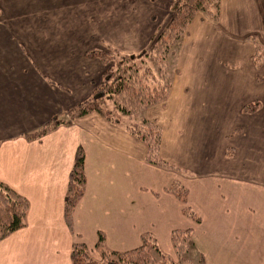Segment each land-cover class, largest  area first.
I'll return each mask as SVG.
<instances>
[{
    "label": "crops",
    "instance_id": "crops-1",
    "mask_svg": "<svg viewBox=\"0 0 264 264\" xmlns=\"http://www.w3.org/2000/svg\"><path fill=\"white\" fill-rule=\"evenodd\" d=\"M123 1L112 0L120 5L110 13L120 15L107 16L104 0H0V181L29 202L26 226L0 240V264H71L76 243L99 259V234L114 251L152 234L171 256L176 230L190 231L205 264H264V108L247 112V90L233 88L247 65V0H220L216 21L197 13L167 98L147 108L161 129L160 157L176 169L146 161L145 144L97 112L26 139L92 94L105 66L88 51L124 50ZM159 1L168 9L170 0ZM204 46L219 53L207 63L226 75L202 74ZM232 60L240 65L227 67ZM78 146L85 186L70 230L64 197ZM174 181L185 203L166 190Z\"/></svg>",
    "mask_w": 264,
    "mask_h": 264
},
{
    "label": "trees",
    "instance_id": "trees-1",
    "mask_svg": "<svg viewBox=\"0 0 264 264\" xmlns=\"http://www.w3.org/2000/svg\"><path fill=\"white\" fill-rule=\"evenodd\" d=\"M219 3L220 0H170L168 6L172 13L171 17L154 39H151L152 43L148 49L143 48L137 53L121 55L119 58L116 57L118 54H115L110 60L107 49L88 51L87 56H96L105 66L92 94L67 109L65 113L68 116L65 120L59 119L58 116L52 117L40 128L26 133V139L39 138L60 124L69 123L90 112H97L111 123L124 127L145 144L146 161L176 169L160 157L162 136L160 127L148 119H142L141 123L132 120L140 111L167 98L172 82L170 60L175 56L180 40L197 13H203L207 19L216 21L219 15ZM251 38L247 37V39ZM261 48V45L256 44L252 55L254 67L257 69L262 63L264 50H260ZM259 107V103L253 101L247 103L246 109L247 112H253ZM84 186V152L78 146L68 174L64 197L63 214L70 230H72L73 210L84 192ZM166 190L175 195L179 201L186 202L187 191L178 181H174ZM28 208L29 202L25 197L0 181V240L26 226ZM183 213L198 220V217L187 207L183 208ZM141 239V245L137 248L114 251L105 246L103 235L99 234L96 248L101 259L92 258L84 244L76 243L70 251L71 264H205L199 253L195 263L188 256L191 253L188 247H192L189 230H176L171 235L178 262L161 251L152 234H145Z\"/></svg>",
    "mask_w": 264,
    "mask_h": 264
},
{
    "label": "rangeland",
    "instance_id": "rangeland-1",
    "mask_svg": "<svg viewBox=\"0 0 264 264\" xmlns=\"http://www.w3.org/2000/svg\"><path fill=\"white\" fill-rule=\"evenodd\" d=\"M104 1H105L104 7H102L104 8V10L102 12H104L107 16H116V15L119 16L120 15V14L110 13V11L119 9V5H120L119 3L117 4L112 3V0H104ZM252 1L257 2V9H255L254 11L250 9ZM162 5H163V2L159 0H156V1L155 0H124L123 1V12H124V16H123L124 17L123 19L124 44L123 46H124V50L116 51V49L108 48L107 50H109L108 51L109 60L111 59V56L115 54H118L116 57L119 58L121 55L123 56V55H128V54H134L143 48H147V49L149 48V46L152 43V40L151 42H149V44H145L144 42L147 39H145L144 36H142V34H144L146 30H149L148 32L150 31L153 32L155 30L152 36V39H154V37L158 34V32L168 22L172 14L169 10V6L167 9V7L163 8ZM163 13H165L164 18L162 15ZM252 14H254V16ZM150 25L152 27H150ZM155 26H156V29H155ZM96 27L97 26H94V28ZM247 33L249 34L248 36L252 37L251 39H247V51L245 50L242 51V55L247 56L246 58L247 65L244 68V71H245L243 73L244 76L239 75L240 73L236 72L237 77L235 78L236 80H235V84L233 88H235L236 90H242L243 89L242 87H244L247 90V100L248 101L252 100L251 102L257 101L259 103V106L264 108V51H263L264 50V0H247ZM108 36L110 37V36H115V35L108 34ZM136 39H139L138 42H136ZM114 40H117V39H114ZM256 44L261 45L262 48L260 50L263 51L262 60H261L262 63L258 69L254 67V64L252 61V55L255 52ZM202 48H204V50L198 51V55H203L204 62H205V65L202 68V71H203L202 74L204 75H209V74L226 75L229 69L225 67L224 70H220L219 72H217V69L215 68V66H213L212 64H208L206 60L209 54H210V58L212 59V55L219 54V53L218 52L215 53L213 49H211L210 51L209 46H204ZM95 49H99V48H95ZM221 53H223L221 54L223 57H226L225 55H227L229 52L222 51ZM88 57L93 58L96 56H88ZM174 57L175 56H173L170 60L171 76L175 72V69H174L175 58ZM226 64H228L227 67L234 68L235 65L239 66L240 62H234L232 60L231 62L227 61ZM232 84L230 82V85ZM147 108L137 113V115H135V118H133L132 121L135 123H141L142 119H147V114H148ZM67 116L68 115H66L65 118L62 120H65ZM191 145L192 144L189 145V149L190 150L193 149L192 151L199 153L200 144L195 143V146H191ZM190 243L192 244L191 239H190ZM188 248H189L188 250L191 251V253H189L188 256L193 260V263H195L198 259V254L193 248V244H192V247H188ZM97 252L99 253L98 250ZM170 257L173 259V261L178 262V257L176 256L175 251L174 253L171 254ZM100 259H101V255L99 253V259H96V260H100Z\"/></svg>",
    "mask_w": 264,
    "mask_h": 264
}]
</instances>
